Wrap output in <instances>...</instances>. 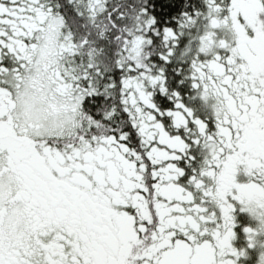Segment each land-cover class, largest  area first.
<instances>
[{"label": "snow or ice", "instance_id": "snow-or-ice-1", "mask_svg": "<svg viewBox=\"0 0 264 264\" xmlns=\"http://www.w3.org/2000/svg\"><path fill=\"white\" fill-rule=\"evenodd\" d=\"M0 264H264V0H0Z\"/></svg>", "mask_w": 264, "mask_h": 264}]
</instances>
